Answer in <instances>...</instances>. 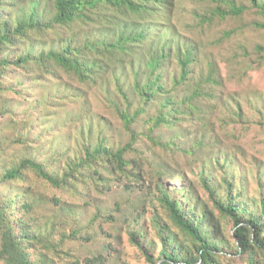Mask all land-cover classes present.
<instances>
[{
	"label": "trees",
	"instance_id": "16d2710c",
	"mask_svg": "<svg viewBox=\"0 0 264 264\" xmlns=\"http://www.w3.org/2000/svg\"><path fill=\"white\" fill-rule=\"evenodd\" d=\"M176 1L0 0V264H136L98 241L104 223L126 225L147 264H264V174L254 173L250 200L232 182L215 122L224 131L242 115L219 97L215 61L203 65L200 47L176 30ZM199 1L211 4L194 13L201 25L251 10L260 19L247 25L264 32V0ZM255 48L264 54L263 43ZM101 107L119 122L116 141ZM164 156L196 169L204 196L192 182L182 198L170 194ZM147 162L156 165L150 190H136L124 213L94 201L93 215L77 219L88 192L107 190L112 175L138 186ZM151 231L157 262L138 238Z\"/></svg>",
	"mask_w": 264,
	"mask_h": 264
},
{
	"label": "rangeland",
	"instance_id": "374dc122",
	"mask_svg": "<svg viewBox=\"0 0 264 264\" xmlns=\"http://www.w3.org/2000/svg\"><path fill=\"white\" fill-rule=\"evenodd\" d=\"M232 1L234 3H246V0ZM210 6L211 4L205 1L177 0L172 20L183 40H190L200 47L202 52L200 59L203 65L208 59L215 61L218 78L222 81L221 86L217 88L219 97L223 96V99L229 102L230 106L235 105L237 112L242 115L239 119L232 118L235 120L233 123L232 120H229L224 131L223 128L219 127L218 122H215V133L219 138L220 150L218 151L227 154L225 155L226 160L232 163L227 170L232 182L237 185L236 189L242 190V192L240 191L242 197L250 200V197L257 193L258 188L254 173L255 175L257 173L264 174V57H262L264 54L256 52L255 48L257 44H264V32L247 25L250 21L260 19L251 10L245 11L239 16L214 17L211 22L201 25L197 22L194 13H203ZM232 30L234 32L225 36L224 32ZM12 85L14 88L21 87ZM97 111L106 115L112 121V125L113 123L116 125L111 128L113 141H116L117 137L114 132L120 129L119 122L113 117L109 108L101 107ZM105 133L109 134L110 132L107 130ZM121 137L124 140L126 135L122 133ZM164 157L171 161L169 173L164 180L170 194L182 198V193L184 194V190L192 182L196 187V193L204 196V190L198 185L196 169L184 168L182 164H177L176 160L167 156ZM179 159L182 160L183 158ZM153 166H156L154 162L144 164L146 174L144 173L143 178H141L144 181L139 180L135 183L138 186H128L129 180L127 178L117 179V176L112 175L107 190L102 193L88 192L86 199L93 198V201L83 208L76 209L78 210L77 219L84 222L87 216L93 215L95 207L91 205L94 201H96V206L101 207L104 211H111L115 215L119 212H121L120 214L124 213L127 205L134 202L131 198L137 195L141 196L136 190L145 189L146 194L150 190L149 170L151 171ZM215 169L213 174L217 176L219 171L217 168ZM239 184L241 187H238ZM34 185L43 193H52L39 181H35ZM218 193L222 195L221 191ZM55 194H59L69 201H82L70 192L57 191ZM246 203L249 204L247 200H245V205ZM117 206L121 211H118ZM49 207L48 203L41 204L36 211L38 218H45L49 212ZM129 210H132V213H127L128 216L133 215L134 217V208L131 207ZM148 211L144 217L148 216ZM102 226L104 233L101 228H98L101 232L99 242L109 243L112 247L117 248L121 252L120 255L123 260L126 259L136 264H147L144 257L140 253L138 254L136 249L128 243L129 233L126 225L119 227V225L112 226L109 223H104ZM225 229L227 233L232 232V223H227ZM64 230L69 231L68 223L64 226ZM139 230L144 232L142 225ZM138 238L145 245V248L156 257L154 260L157 262L160 244L152 231L151 234L147 235V238L144 233Z\"/></svg>",
	"mask_w": 264,
	"mask_h": 264
}]
</instances>
